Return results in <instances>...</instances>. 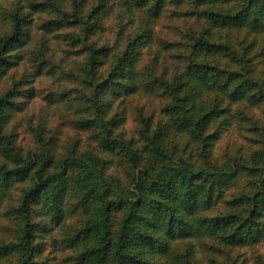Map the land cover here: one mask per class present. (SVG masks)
<instances>
[{
    "label": "rangeland",
    "instance_id": "374dc122",
    "mask_svg": "<svg viewBox=\"0 0 264 264\" xmlns=\"http://www.w3.org/2000/svg\"><path fill=\"white\" fill-rule=\"evenodd\" d=\"M140 1L0 0V38L21 31L14 50L10 46L2 50L11 64L0 69V97L10 92L9 104L0 115V164L22 166L46 152L45 172L49 173L65 159L93 154L102 160L106 177L133 187L128 160L119 146L106 150L101 140L109 130L108 139L116 137L142 149L143 130L160 127L166 132L160 162L172 165L185 159L197 166H228L237 171L199 216L241 212L246 217L250 199L264 193V98L258 104L243 101L227 106L210 122L203 140L179 129L168 107L171 86L185 75L195 50L202 51L198 59L212 69L226 75L243 73L245 80L255 79L264 87V34L211 26L207 18L211 8L195 0L167 1L156 15L149 7L157 0H150L148 8L138 7ZM238 4L235 0L216 7L233 12ZM209 41L215 45L210 51ZM200 42L204 46L199 47ZM93 49L97 50L94 80L89 70ZM216 49L219 54H210ZM126 52L133 62L114 76ZM248 69L252 73H246ZM129 70L137 74L136 80L127 82ZM106 79L108 89L92 88ZM140 79L141 86L128 93L123 84ZM68 167L56 204L41 195L30 205L28 222L34 229L26 245L23 204L32 183L30 174L2 184L0 264L24 261V246L32 248L28 260L32 264L76 262L81 247L76 238L90 214L81 207L76 191L78 168L71 162ZM241 199L243 204L237 208ZM119 218L117 209L112 210L113 229ZM254 220L253 227L262 233L245 244L228 245L218 237L179 241V264H264V208Z\"/></svg>",
    "mask_w": 264,
    "mask_h": 264
},
{
    "label": "trees",
    "instance_id": "16d2710c",
    "mask_svg": "<svg viewBox=\"0 0 264 264\" xmlns=\"http://www.w3.org/2000/svg\"><path fill=\"white\" fill-rule=\"evenodd\" d=\"M167 1L174 4L183 0H157L152 4L150 0H141L138 7L148 8L146 6L150 4L149 10L156 15ZM195 1L211 8L207 12L211 26L264 34V0H239L237 10L225 13L217 11L221 9L216 6L223 7L235 0ZM19 25L17 21V26ZM20 34V29H17L15 33L0 38V69L11 64L8 60L5 61L2 50L10 46L13 51L16 44L20 43ZM205 41L207 40L203 42ZM203 42L198 46H204ZM135 45L133 42V46ZM206 46L208 51L210 48L215 49L210 41ZM96 51L91 50L89 63L92 80ZM214 52L219 54L220 51L216 49L210 54L213 55ZM199 53L194 51L195 59L187 66L185 75L171 86L172 101L168 111L175 117L179 129L189 131L193 138H197V134L202 139L210 122L225 113L227 106L243 101L258 104L260 98H264V87L255 79L245 80L243 73L226 75L225 72L212 69L204 59H198ZM127 56L126 52L119 59L114 76L124 73L126 67L132 64L133 60L127 59ZM131 69L133 70L132 67ZM246 73H252V69H248ZM136 75L129 70L126 73L127 82L132 77L136 80ZM109 82L106 79L92 88L106 90L110 87ZM127 82L123 86L131 93L143 81H132L133 85ZM9 95L10 92L0 97V115L9 104ZM97 96L98 92L94 91V102H97ZM105 135L101 140L102 148L108 150L119 146V152L128 160L133 187H124L120 181L106 177L102 160L93 154L65 159L49 173L45 172L49 163L45 157L46 152L35 159H29L22 166L9 168L0 164V189L4 182L3 186L25 173L30 174L32 183L25 193L23 204L27 233L24 245L28 243L34 229L28 222L30 205L41 195H44V200L49 204H56V196L66 183L70 162L78 168L76 191L81 195V207L90 214L76 238L81 247L74 264H179L176 248L177 243L184 239L218 237L228 245H241L253 241L262 233L253 224L254 218L259 216V209L264 208V193L256 194L250 199L251 209L246 217L241 212L213 218L199 216L203 208L213 204L217 189L229 177L237 176L234 168L197 166L185 159L172 165L160 162L158 157L163 154L161 141L166 135L160 127L143 130L145 145L142 149L116 137L108 139L111 136L109 130ZM242 204L241 199L236 207L240 208ZM114 209L120 213L115 229L111 227ZM24 249L27 256L20 264H32L28 261L32 248L24 246Z\"/></svg>",
    "mask_w": 264,
    "mask_h": 264
}]
</instances>
